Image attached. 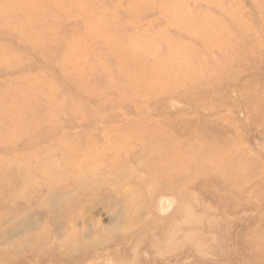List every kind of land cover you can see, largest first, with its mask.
Here are the masks:
<instances>
[{
	"label": "rangeland",
	"instance_id": "rangeland-1",
	"mask_svg": "<svg viewBox=\"0 0 264 264\" xmlns=\"http://www.w3.org/2000/svg\"><path fill=\"white\" fill-rule=\"evenodd\" d=\"M0 264H264V0H0Z\"/></svg>",
	"mask_w": 264,
	"mask_h": 264
}]
</instances>
